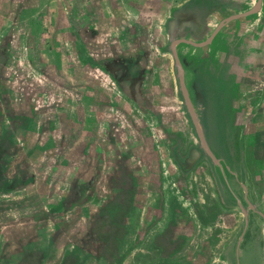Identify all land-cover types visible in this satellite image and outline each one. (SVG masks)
I'll return each instance as SVG.
<instances>
[{
  "label": "flooded vegetation",
  "instance_id": "af4514ba",
  "mask_svg": "<svg viewBox=\"0 0 264 264\" xmlns=\"http://www.w3.org/2000/svg\"><path fill=\"white\" fill-rule=\"evenodd\" d=\"M108 1L114 4L112 0H34L25 21L31 40L27 34L22 39L30 53L21 55L34 67L15 69L12 87L18 86L17 79L25 84L50 80L51 87L42 84L41 91L24 93V106L14 107L11 93L0 85L4 112L0 116V192L28 189V198L21 201L40 204L46 199L53 205L52 214L60 209L56 206L74 209L69 222L51 221L74 225L73 233L82 236L72 242V252L77 254L112 251V239L125 232L126 225L136 223L129 215L142 206L139 194H157L152 196L162 207L168 202L174 205L168 187L186 201L194 196L188 182L178 176L170 151L181 118L167 59L156 52L157 48L165 51V37L152 27L123 30L114 24V16L119 15ZM73 4L80 5L78 12ZM102 6L106 9L101 10ZM121 6L129 9L122 2ZM22 10L18 7V12ZM57 18L60 28L55 34ZM83 34L94 39L84 42L93 57L79 61L82 77L75 88L68 69L73 68L68 39ZM113 43L119 45L115 57H111ZM50 55L58 58L51 60ZM6 56L4 52L0 65ZM85 66L99 71L100 80L89 78ZM63 69L65 76H58L56 72ZM101 72L107 73L117 90ZM33 95L39 96L40 106H34ZM83 205L85 211L79 210ZM175 238L170 226L156 243L168 253L169 242ZM55 246L53 240L27 243L11 253L14 260L6 264H15L18 257H24L25 264H37Z\"/></svg>",
  "mask_w": 264,
  "mask_h": 264
},
{
  "label": "crops",
  "instance_id": "0c3cea01",
  "mask_svg": "<svg viewBox=\"0 0 264 264\" xmlns=\"http://www.w3.org/2000/svg\"><path fill=\"white\" fill-rule=\"evenodd\" d=\"M112 1L114 4L108 3L119 15L114 16V24L123 30L152 27L165 37V51L157 48L156 52L167 59L181 118L170 151L178 176L194 193L193 200H184L170 187L166 190L174 205L168 202L162 207L152 196L157 194H139L142 206L129 215L136 223L124 226L125 232L112 239L113 253L112 249L77 254L72 252V242L82 236L73 233L74 225L51 221L69 222L74 209L64 211L56 206L60 209L52 214L53 205L43 201L46 199L40 204L21 201L28 198V189L1 191L0 245L53 240L52 254L37 264H168L175 258L176 264L197 258L204 261L201 264H228L224 256L242 226L241 209H245L240 202L245 199V184L240 174L232 173L231 165H242L248 157L257 164L258 151L264 150V0H144L129 1V9L121 6L122 0ZM26 17L24 10L0 11V57L7 53L0 65V85L11 93L14 107L24 106V93L41 91L42 84L51 87L50 80L40 79L28 84L17 79L18 86L12 87L13 71L33 66L21 56L30 53L29 47L22 45L24 35H30L26 26L21 27ZM118 46L113 43L111 57L116 56ZM85 69L89 71V67ZM91 75L100 80L99 71L91 70ZM103 75L117 90L107 73ZM217 83L223 90L215 88ZM199 85L204 92L201 103ZM33 98L34 106H40L39 96ZM3 114L0 104V116ZM138 199L137 194L134 202ZM81 207L79 210L85 211L84 205ZM170 226L176 238L170 240L172 250L166 253L156 241ZM57 245L72 246L60 257ZM18 258L15 264H25L24 257ZM9 260V253L2 255L0 264Z\"/></svg>",
  "mask_w": 264,
  "mask_h": 264
},
{
  "label": "rangeland",
  "instance_id": "374dc122",
  "mask_svg": "<svg viewBox=\"0 0 264 264\" xmlns=\"http://www.w3.org/2000/svg\"><path fill=\"white\" fill-rule=\"evenodd\" d=\"M12 1H13L12 4H9L10 0L8 3L6 2V0H0V9L2 8L0 11L7 10L8 12H11V11L17 12L18 9L16 10V8L20 7L25 11L26 16H27L25 19L27 20V18L29 16L28 13L30 12V10H32L34 8V0H12ZM129 1H131V2H143L144 0H122L121 2H122V4H124L128 7V6H130ZM45 6H48V5H45ZM72 6L74 9V12L79 11V9H80L79 4H73ZM52 9H53V5H51V10ZM103 9H106V7L102 6L101 10H103ZM57 17H59V15ZM42 22L47 23V21H45V19H43ZM25 24L21 27L23 28L24 26H26ZM55 25H56V28L54 30H55V34H56V33H58V29L60 28V18L56 19ZM65 27H66V25H65ZM82 27H84V26H82ZM30 40H31V37H30ZM88 41H94L93 37H91L90 35H88V36L86 35V37H84V34L81 35L80 37L77 35H75V36L71 35L70 38L68 39V42H69V44H68L69 57L68 58L73 61V68L71 67L68 69L72 71V76H73L72 80L74 81L75 88H78V85L76 84V82H78V84H80L79 81L81 80V77H82L81 76L82 75L81 70L78 69L81 66L79 61L80 60L84 61L87 58L93 57L90 54V52L88 51L89 46L85 45V43H88ZM16 44H17V42H16ZM56 58H58V57L57 56L54 57L53 55H50L51 60H53V59L56 60ZM46 72H47V70H46ZM88 72L90 74V75L88 74L89 75L88 77L91 78L90 77V76H92L91 70H89ZM56 74H58V76L59 75L65 76L64 69L57 71ZM67 74H68V72H67ZM85 81H88V79H85L84 82ZM2 86H3V84H2ZM215 88L217 90H223L220 83H217ZM73 90H74V88H73ZM198 94L200 95L199 101L201 103V101L204 99V92L202 90V85H199V87H198ZM230 110H231V104H230V102H228L227 112L229 113V117H230ZM85 116H87V115H84V119H86ZM73 125L75 126V124H73ZM88 131L90 133H92L91 128H89ZM90 133H88V134H90ZM85 134H87V133L84 132V135ZM139 139H141V138H139ZM247 161L248 162H245L242 165L233 163L231 165L232 173L240 174V177L245 184L244 190L246 191L245 193L247 196V203H252L254 206L258 207V209H261L262 208L261 203L264 200V156L263 155L258 156L259 162L257 164L251 162L250 158H248ZM242 201H243V199H241V201H240L241 204H242ZM245 206L247 207L246 203H245ZM258 227H260V225ZM0 230H1V228H0ZM242 232H243V234L240 235L241 241L239 242L238 247L236 246V248L233 250L232 255L230 257V260H231V258H234L235 264H264V241H263L262 236H260L261 231L259 229H256L250 223V221L247 219L246 225L244 227V231H242ZM10 240H11V238H10ZM22 246L23 245L18 244V243H14V242L13 243L9 242L8 245H4V244L0 245V259H1L2 255L6 256L7 253H9V256H10L9 261L14 260L13 259L14 257L11 256L10 254L11 253H17V252L21 251ZM57 246L59 248L62 247L61 245H57ZM71 246L72 245H63L62 249L65 251H58V253L60 255L64 254L65 252H67V250H69V248Z\"/></svg>",
  "mask_w": 264,
  "mask_h": 264
},
{
  "label": "water",
  "instance_id": "95a60500",
  "mask_svg": "<svg viewBox=\"0 0 264 264\" xmlns=\"http://www.w3.org/2000/svg\"><path fill=\"white\" fill-rule=\"evenodd\" d=\"M260 155H263L264 156V150H260L258 151V156ZM250 158V157H248ZM247 158V159H248ZM246 159V160H247ZM251 159V162H252V158ZM248 162V161H246ZM244 192H246L244 190ZM262 195V194H261ZM245 199L243 200V206L245 209H241V213H242V216H243V222H242V226L240 227V230L237 234V237L235 238L233 244L229 245V247L227 248V253L225 254L224 258L226 260V262L228 264H235L234 263V258H231L230 260V257L232 255V252L233 250L236 248V246L238 247L239 245V242L241 241V236L243 234L242 231H244V227L246 225V221L247 219L250 221V223L256 228V229H259L261 231V235L262 238H263V241H264V200L263 202L261 203L262 204V208L261 209H258V207L254 206L252 203H247V196H246V193H245ZM245 203L247 204V207L245 206ZM260 225V227H258ZM219 230V228H217V231ZM213 237V236H212ZM211 237V242H213V238ZM214 243H211V245L213 246ZM215 246V245H214ZM60 251H65L62 249V247L59 248ZM217 250V249H216ZM218 251V250H217ZM190 254L192 256V252L190 251ZM60 255V254H59ZM63 254L60 255V257L62 256ZM59 258L57 259V263L59 262ZM186 261V260H185ZM0 262H1V259H0ZM176 258L175 259H170L168 261V264H176ZM202 260H200V258H197V259H190V260H187L186 261V264H201ZM93 264V263H91Z\"/></svg>",
  "mask_w": 264,
  "mask_h": 264
}]
</instances>
